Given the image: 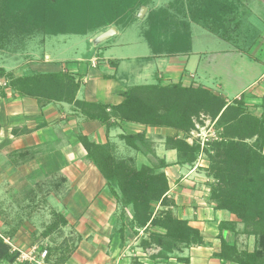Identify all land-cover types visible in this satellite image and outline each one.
Here are the masks:
<instances>
[{"label":"crops","instance_id":"0c3cea01","mask_svg":"<svg viewBox=\"0 0 264 264\" xmlns=\"http://www.w3.org/2000/svg\"><path fill=\"white\" fill-rule=\"evenodd\" d=\"M258 50L261 58L257 52L246 55V49L232 44L208 52L194 48L190 38L187 52L157 55L149 52L141 56L142 65L152 62L151 80L133 85L125 82L126 76L117 75L118 57H106L98 51L83 61L77 57L66 63L46 54L43 61L8 68L16 76L69 72L79 82L75 99L91 103L117 105L123 100L124 91L135 85L180 83L209 89L227 103L241 98L249 111L260 114L264 104V46ZM4 92L6 95L0 96V230H8L6 238L19 253V260L21 253H33L39 258L45 248L44 264H234L215 254L220 250L218 224L236 221V218L226 210L215 209L209 202L206 176L195 173L188 164L174 163L176 151L166 149L164 143L174 129L118 122L113 117L110 120L113 124L106 128L98 120L86 119L73 102H44L16 95L8 88H4ZM142 131L151 141L155 155L169 163L165 168L169 184L166 195L174 202L173 213L188 220L202 234L203 245L177 253L188 258L187 262L178 261L175 255L151 257L152 250L139 245L145 235L143 229L135 234L129 228V209L125 210V234L121 239L118 230L121 220L114 221L116 198L106 189L98 169L85 157L86 151L78 139L82 134L97 144L110 141L115 144L116 152L121 148L127 153L124 147L127 145L119 135ZM197 131L191 132L187 138L189 143L194 141ZM127 147L132 152L126 156H133L137 164L154 160L150 153ZM30 211L32 218L20 216ZM45 211L66 220L65 225L58 223L57 229L46 236L37 232L52 222L41 224L44 220L39 214L47 213ZM151 229L159 231L156 227ZM60 234L63 239L66 237L60 242L73 245L68 246L69 251L58 252L60 248H49L46 243V246H38V241L44 244V240H54ZM72 235H75L74 241ZM222 235L226 240H240V236L232 237L228 229L222 231ZM248 244L244 249L251 251L253 240L252 247ZM18 259L14 264H32Z\"/></svg>","mask_w":264,"mask_h":264},{"label":"trees","instance_id":"16d2710c","mask_svg":"<svg viewBox=\"0 0 264 264\" xmlns=\"http://www.w3.org/2000/svg\"><path fill=\"white\" fill-rule=\"evenodd\" d=\"M144 1L0 0V40L6 29L22 34L38 30L48 35H84L119 24L126 13L146 4ZM202 8L205 11L201 12ZM233 8L227 1L203 0L191 9L190 20L239 47L242 22L233 16ZM163 11L160 8L147 16L150 27L143 36L151 53L187 52L190 49L189 29L185 25L183 34L176 29L165 38L164 28L173 24L178 28V22L171 15H161ZM2 77L6 80L5 86L16 95L35 97L44 102H73L86 119L98 120L106 128L113 124L110 121L113 117L118 122L174 129L164 142L166 149L176 151L174 163L193 165L202 149L208 160L206 175L212 178L208 183V198L215 209L226 210L236 218V221L218 224L220 250L215 255L234 264H264V104L260 114H254L241 98L227 103L209 89L171 83L131 86L124 91L119 104L109 106L75 99L79 82L66 71L16 76L0 68ZM4 88L0 85V96L6 95ZM203 118L215 120L218 139L206 142L201 148L198 142L189 143L187 138ZM119 138L137 152L150 153L154 160L137 164L133 156H118L113 142L97 144L85 135H78L86 151L85 157L98 169L106 189L116 198L114 221L121 220L118 227L121 239L125 234V210L129 209V228L135 234L138 229H143L145 235L139 245L151 249V257L175 255L178 261L187 262L188 258L177 253L203 245L204 241L198 228L172 211L174 202L166 195L169 184L165 168L169 163L155 155L144 131L122 133ZM155 203L161 206L157 212ZM55 215L42 231L44 236L56 230L58 223L66 224L64 217ZM155 227L159 231L151 229ZM226 229L232 237H253V249H240L235 238L226 240L222 235ZM18 254L0 237V263H13Z\"/></svg>","mask_w":264,"mask_h":264},{"label":"rangeland","instance_id":"374dc122","mask_svg":"<svg viewBox=\"0 0 264 264\" xmlns=\"http://www.w3.org/2000/svg\"><path fill=\"white\" fill-rule=\"evenodd\" d=\"M201 1L203 0H145L144 2L146 4L142 3L138 7L136 6L134 9H132L130 13H126L124 17L121 18L122 20L119 24L110 25L106 28H99L96 31L87 32L84 35L74 33L48 35L38 30L33 31L30 34H22L15 32L16 30L8 31V29H6V31L3 32V39L0 40V68H3L6 72H9L8 67L13 65L20 64L23 66L25 63L27 64L32 61H43L46 54L52 56L54 59L62 61L64 60L65 62L76 60L75 58L77 57H80V61H83L84 58H87L90 54L98 51L103 56L119 58L116 59V61L119 62L117 75L126 76L127 79L125 82H127L129 85L149 82L151 80L150 75L152 74L153 65L152 62H147L142 65L141 58L144 57V55H149V52L151 53L143 33L150 27L147 16L154 10L162 8L165 11H163L161 15H171L178 22L179 29L176 28L174 24L164 28L163 31L165 33V38H168L169 33L176 29L179 31V33L183 34L185 31L184 26L186 25L187 29H189L190 38L192 39L194 48H203L204 51L210 52V50H218L219 48L223 47V45H231L229 43L227 44V41L208 32L200 25L195 24L190 20L191 9L199 5ZM222 1H227L228 4L234 7L232 10L233 16H235L236 19H241L242 25L239 28V30H241V34H239V41L237 40L238 44H240V47L242 49H246V55H255L257 52L259 54L258 58H261V49H258L264 46V0ZM203 10L205 11V9L202 8L201 12ZM111 27H115L116 31L113 32L109 38H107L105 41H96V37L100 33ZM122 56L123 58H120ZM0 79V85H3L7 88V86H5L6 80L4 78ZM196 125L199 127L196 130L201 131V133L207 134L208 131H214L218 135V131L215 129V120L213 121L209 118H203L202 123H197ZM124 147L127 153L120 148L121 150L118 149L116 152L118 156L124 157V155L126 156L128 152H132L127 146L124 145ZM158 152H160V149ZM207 163L208 160L206 153L201 149V152L194 163L195 166L194 164L188 166L189 168L193 167L195 169V173L199 174L200 176H206L207 183L205 184L209 191L208 183L212 182V178L206 175L205 167ZM185 166L187 165L185 164ZM209 202L212 203L210 200ZM154 205V210L156 212L161 209V206L158 203H155ZM26 215L30 218L33 217L32 211L27 212L26 214L25 212L20 214L21 217H25ZM39 215L40 218L44 220L41 224H44L45 221L53 220V218L56 217L55 213L53 212H47L44 214L40 213ZM43 230L44 227H40L37 232L40 234ZM0 234L6 238L8 235V230H0ZM67 235H69L68 231ZM62 236L63 234H60L54 240H44V244L43 242L41 243V241H38V246L42 247L46 246L47 244L49 248H60V250L57 251H64L65 253L66 251L70 250L68 246L73 247V245H64L62 242L64 239H66V237L63 239ZM239 236L240 240L238 241L237 238L236 241L238 242V247L240 249H244V247L247 246V243H249V247H252L253 237ZM71 238H73L74 241L75 235H72ZM25 261L36 264L35 262L26 258L19 260V262ZM0 264L9 263L2 262ZM11 264H14V262Z\"/></svg>","mask_w":264,"mask_h":264},{"label":"built area","instance_id":"2783aa9c","mask_svg":"<svg viewBox=\"0 0 264 264\" xmlns=\"http://www.w3.org/2000/svg\"><path fill=\"white\" fill-rule=\"evenodd\" d=\"M196 128H199L198 125H196ZM192 134V133H191ZM193 137L195 138L194 141L198 142L200 144V147L203 148L206 142L218 139V135L214 131H208V133H201V131H197L194 133ZM199 138V139H197ZM0 237L4 240L5 243L9 244L11 251H14L16 248L12 246L7 238H4L1 234ZM13 249V250H12ZM32 250H35V247H33ZM47 250L43 249L41 250L39 254V258H36V256L33 253H21L20 258H26L30 261L35 262L36 264H44L43 258L46 256Z\"/></svg>","mask_w":264,"mask_h":264},{"label":"water","instance_id":"95a60500","mask_svg":"<svg viewBox=\"0 0 264 264\" xmlns=\"http://www.w3.org/2000/svg\"><path fill=\"white\" fill-rule=\"evenodd\" d=\"M116 29L115 27H111L109 29H107L106 31L100 33L97 37H96V41H104L106 40L107 38H109L113 32H115Z\"/></svg>","mask_w":264,"mask_h":264}]
</instances>
